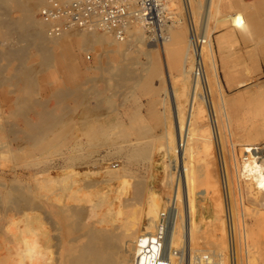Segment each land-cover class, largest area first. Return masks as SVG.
Returning a JSON list of instances; mask_svg holds the SVG:
<instances>
[{
	"label": "bare ground",
	"instance_id": "bare-ground-1",
	"mask_svg": "<svg viewBox=\"0 0 264 264\" xmlns=\"http://www.w3.org/2000/svg\"><path fill=\"white\" fill-rule=\"evenodd\" d=\"M71 1L73 0H67L65 3ZM33 2L34 3L30 0H0L1 43L3 41L13 43L12 46H8L9 49L5 54L6 59L8 58V61H6L8 63H6V65H9V59L17 60L19 58V60H21L20 56L27 55L30 48H35L37 53H44L45 60H48V57H51L48 56V54L50 50H52V47L59 44L65 45L70 53L76 52L74 49V45L76 44L79 46V51H88L93 49L96 45H104L107 46L108 49L105 51L106 53L109 52L117 57H125L130 51L137 49L138 52H142L147 58L144 65L155 74L160 73L157 59L151 54V51L139 50L146 38L138 31L132 33L130 39L127 41H125L127 37L123 40L118 39V41L114 38L112 33L103 32L104 34H99L96 30H81L79 32L66 31L59 36L50 35V32L46 30L48 26H46V20L44 22L33 19L34 9L41 2L44 3V0ZM184 3L185 5L188 3L190 10L196 14L204 8L203 12L205 11V14L203 17L202 38L205 39V41L200 39L201 43L196 49L194 43L195 36L192 37L191 42H186L185 36L182 34L179 35L177 41L175 39L176 42L174 43L170 42L172 38L168 35L167 29L169 25L166 30L162 32L163 40L160 44L163 46V61L161 63L163 64V68L165 66V73H162L161 70L159 77L163 82H167V88H165L164 96L159 100L164 116H166V127H164L162 136L165 141L161 143V147L165 151V156L173 157L169 160L171 164L174 163L171 170L175 169L178 175H176L178 178L177 182H175L173 195L167 198L166 201H164V197L162 196L165 192L162 195L157 194L153 189L145 190V192L143 184L136 185V182L131 183V179L133 178L130 175L131 171L128 165L122 164L120 161L117 162L116 160L125 159L127 163L130 164L134 161H138L139 158L146 156V147L142 141H140L141 139H130L131 137H129L126 131H122V142L118 143V133H114L115 130L113 132L111 131V126L104 121L106 118L94 117V119L92 118L91 120V116H88V113H86L87 109L90 108L86 101L88 96L87 88L85 89L84 87L81 88L78 86L77 89H66L64 85H60L54 92L55 97L62 106L66 105H64L66 99H71V97L77 93L79 95L77 101L80 99L79 101L83 110L82 117L79 120L80 126L77 125L78 123L76 124V127H80V132L76 135L77 137L79 135L77 139L70 138V136L73 135L72 130L76 128H67L64 130V119L61 115H59L61 117L55 115L52 110H44L42 113L37 114L35 118L24 115L26 112L21 113L23 110H28V107L33 104L26 100L27 98L25 99V91L22 92L23 89L20 92L23 93L24 96L19 92V94H16V97L10 98L7 95L3 96L7 103V107L11 111L8 113L10 114L9 116H6L7 114L4 116L2 113L0 114V148H9V146L12 145L13 141L9 140L11 139V135L14 136V139L11 140L16 141L15 136L17 137L18 134H22L23 137L19 140L21 142L17 140L14 146L15 148H9L10 152L21 151L22 154L26 152L30 156L34 155V157H36V154L40 155L45 152L46 154H50L47 156L48 158L44 164V168L34 174L36 186L33 190H29V192L32 191L31 197H29L26 192L14 190L15 188H12L13 190L11 189V192L8 191L9 193H5L6 206H9V204L18 205L20 204L19 202L29 198V202H26L28 199L25 202L29 204L27 205L30 208V217L32 218L33 225V239L31 243L33 245L31 248V258L33 260V262H31L33 264H49V262L44 260L50 261V257L47 258V256L54 248L57 250V255L52 254L54 257L56 256L55 259H52L55 260L54 262L57 264H228L227 260H229V264L250 263L249 259L253 257H250L253 253L249 255V248H252L250 239H252L255 230L245 221L244 213L243 224L239 222V224L236 225L234 220L236 218H233L234 215L232 213L233 204L230 193H227L229 195V206L226 203L225 212L227 217H230L229 219H231V222H229V220L225 223L226 221L224 222V220L220 219L222 232L220 237H215L216 240L220 238L224 244H226L225 240H228L227 245H229L228 248H230L228 259L223 256L224 254H220L218 256L219 261L215 262L211 260L212 258L210 259V257L197 254L193 260L185 262V254L188 250L189 252L200 251L199 247H202V239H206V237L203 236L201 239L200 236V230L205 221L203 212L207 210L206 212L212 213L213 219H215L218 212L222 211L223 200L221 199L222 196H224L219 194L222 193L220 190V182L216 180V178L214 179L211 174H208L207 157L209 152L213 154L214 144L212 143L213 139L211 141L212 137H210V133H212L210 132L212 131L210 129L211 126L205 128L204 119L213 121L214 115L212 117V112H208L205 105V107H200L198 105L200 100L203 102L201 99V92L202 83H204V81L211 87V92H215L219 97L218 101L216 100L218 103H216V105L214 103L212 104V110L214 114H219L222 119L221 121H223V126L225 124V129H223V131H228L230 134L233 131L230 124L232 120L231 114L227 111L226 102L228 101L222 94V86L219 79L215 51L210 37L209 24L212 19H218L221 15V17L223 16L220 18L221 21H226L227 23L229 21L234 26H243L244 34H251L257 38L264 39V8H254V5H244L240 0H204V3L202 0H184ZM223 9L233 11L224 16L222 14ZM14 12H18L20 16L17 15L15 17ZM173 22L175 21L173 20ZM133 26L136 29L142 28L140 23H132L127 34H129ZM197 39H199V37ZM121 41H124V44L121 43ZM65 42L68 43L66 44ZM15 43L20 45H15ZM176 43L177 45L174 47ZM185 44L187 45L185 46ZM1 46L4 45L2 44ZM4 48L5 51L6 47ZM175 50H177L176 52L178 54L184 51V53L180 54L183 55L184 58L181 67L182 80H180L181 78L177 80L181 82L179 87L175 86L174 83L177 81L170 75L167 58L168 55L175 52ZM42 57L43 56L40 55L39 58ZM113 57L115 58V56ZM42 60H44V58L41 59V61ZM23 62L25 61L23 60ZM45 62L46 61H44V63ZM48 62L50 63V61ZM179 62H181V60H179ZM20 63L21 62H19V64ZM199 63H201L203 74L197 76L196 69ZM12 64L11 67L15 65ZM107 64L108 62L105 63V65ZM124 65L125 64H123V66ZM3 66L1 67L3 68ZM22 66H24V63ZM1 67L0 75L4 74ZM23 68L26 71L27 69L30 70L29 68L31 67L27 66ZM109 68L105 69L108 70ZM117 68L120 67L118 66ZM18 69L19 65L18 68L16 67L13 69V71H17L16 73H18V75L14 72L12 75L16 74L15 77L20 76L25 81L31 80L30 77L32 75L30 76L27 71L24 72L22 68L20 70ZM35 72H37V74L39 73L38 71ZM110 72L118 77L120 75L126 79L128 77V79L130 78L137 82V85L140 83L141 78H138V81L137 77L133 74L135 72L128 73L129 71L123 69H110ZM32 73L34 74V72ZM34 78H36L35 75ZM88 79L87 77V82L84 81L88 83ZM32 80L34 85L36 80L33 78ZM68 80L71 82L72 79ZM111 80L113 81L112 78ZM8 81H10V79H8ZM30 82L32 81H29V83ZM188 82H190L191 89L188 87ZM86 83L82 82L85 86ZM26 84L27 82L25 85ZM30 85L32 87V84ZM137 85L135 83V86ZM51 86H53V84ZM142 86L143 85H141V88ZM25 89L26 91L28 90L27 88ZM28 93L30 92L28 91ZM76 96L72 98L76 99ZM94 96L95 95H93V97ZM107 99L109 98L107 97ZM59 103L57 104L59 105ZM150 105L148 106L149 109L151 107ZM68 108L71 109L70 107ZM149 109L148 111H150ZM89 111H91V109H89ZM16 114H22V122H13V117L16 116ZM202 131L207 132L208 136H203L201 133ZM142 132L143 131L140 130V134ZM36 147H38V150L35 149ZM160 150L159 147L158 151ZM200 162L205 163L206 170L201 169L204 166L201 168L197 166V163ZM243 165L242 175L247 178V189L250 195H252L256 201H259L261 207L264 208V149L258 148L255 144H250V146L244 150ZM165 166L168 173H166L167 177H164L165 180L162 182L164 185L163 187L169 186L171 189L173 178L170 175V164ZM167 171L165 170V172ZM224 179H228V172L224 175L223 180ZM14 181H12L13 185H15ZM140 183H143V181ZM133 184L136 186L133 187ZM4 186L5 185H3V188ZM1 195L3 196V194ZM209 195H211V199H209L211 201L208 200ZM213 196H218V199L215 200L212 198ZM1 203L2 202H0V204ZM164 205L166 208L162 211L161 209ZM2 206L0 208H2ZM168 206H171L169 209L172 218L169 220L167 227H163V225L165 226V222L163 221L162 215L163 212L167 210ZM12 209L13 208L10 210ZM222 212L224 213V211ZM261 215L264 216V213L262 212ZM211 227L209 226V229H211ZM217 235L218 234H216V236ZM208 240L207 242L210 241ZM213 241H215V239ZM163 243H165L164 246H166L165 251L163 250L164 248L162 249ZM241 243L247 249L245 251L246 255L243 256L238 251V247H240ZM253 255L255 256V254ZM252 261L253 259H251V263H253Z\"/></svg>",
	"mask_w": 264,
	"mask_h": 264
},
{
	"label": "rangeland",
	"instance_id": "rangeland-1",
	"mask_svg": "<svg viewBox=\"0 0 264 264\" xmlns=\"http://www.w3.org/2000/svg\"><path fill=\"white\" fill-rule=\"evenodd\" d=\"M30 1L34 3L33 1L36 2L37 0H30ZM60 1L66 2L67 0H60ZM202 1L204 3V0ZM240 1L244 5L245 4L250 6L254 5L253 6L254 8L256 7L264 8L263 0H240ZM49 2H50L49 0H44V3L41 2L39 5H37L33 13L34 20H40L45 22V20L41 18L40 12L45 6L49 4ZM165 2L167 9L170 13L169 15L170 19L172 21L169 24L170 29L169 28L167 29L168 35L171 36L172 38L170 42L175 43L179 35L182 34H184L186 42L187 41L191 42L193 36H195L196 38L199 37V39L202 40L203 20H204L203 17L205 14V11L203 12L204 8H202L201 11L196 14L190 10L188 3L187 5H185L184 0H171V1L165 0ZM232 11L233 10L223 9L222 14L225 16L226 14H230ZM17 15L20 16L18 12H14V16L16 17ZM222 17L220 15L218 19H214V20L212 19L210 21L209 32L215 51V59L217 63L220 83L222 86V94L225 97V99L228 101L226 102L227 111L229 112V114H231L232 120L230 124L233 130L232 133L230 134L228 131H223V129H225V124L223 126V121H221L222 119L220 118L219 114L218 115L214 114L212 110L213 108L212 104L214 103L216 105V103H218L217 101L219 97L215 92L213 91L211 92V87H209V84H206L205 81L204 83H202V92H201L202 95L201 99L203 100L204 104L200 100L198 102V105L200 107L205 105L208 112H212V117L214 115L212 119L213 121H210L209 119H204V127L207 128L211 126L210 129L212 131L210 132L212 133H210V137H212L211 141L213 139L212 143L214 144V145L212 144L213 154L209 152L207 157L208 174H211V176H213L214 179L216 178V180H218L221 184L220 190L222 191V193L219 194H221V196L224 195L222 196L221 199L223 200L222 211H224V213L222 211L218 212L216 217L217 219L216 218L213 219L212 213L206 212L207 210L203 212V217L205 218V221L202 224L201 227L202 231L200 230V236L201 239L203 237H206V239H202L203 243H201L202 247L201 246L199 247L200 251L189 252L188 250L186 252L185 262L187 261L189 262V260H193V258L197 254L203 255L205 257H210V259L212 258L211 260H214L215 262L219 261L218 256L220 254H224L223 256H225L228 259L229 250H230V248H228L229 245H227L228 240H225L226 244H224V242L220 240V238L216 240L215 237L217 238L220 237V234L222 232L220 227L221 220H224V222L226 221L225 223H227L229 220H230L229 222H231V219H229L230 217L228 218L225 212L226 203L227 205L229 203L228 202L229 195L227 193H230V197L232 198V204H233L232 205L233 208L232 213L234 215L233 218L237 219V220L234 219L236 225L239 224V222L243 224V213H244L245 221L249 224V226H251L252 229L255 230L252 239H250V244L253 249L251 247L249 248V255L250 253H253L255 254V256L253 254L250 255V257L253 256L252 258L249 259L250 263H251V259H253L252 261L253 263L251 264H264V216L261 215L262 212L264 213V208L261 207L259 201H256V199H254L252 195H250L247 189V178H245L242 175L243 166H244L243 165L244 150L247 147H249L250 144H255V146H257L258 148L264 149V39L257 38L251 34H244L243 26H234L229 21L228 23L226 21L223 22L220 19ZM173 20L175 22H173ZM46 26H47L46 30L49 32L51 24L46 21ZM79 31L80 30H75L71 32H79ZM136 31H138L146 38V40H144L145 41L144 44L142 43L139 50L151 51V54L154 55V57L157 59V64H159L158 66L159 72L161 73L162 70V73H165L164 71L165 66L163 68V64L161 63L163 61L162 60L163 46L160 43L153 42L143 26L142 28L139 29H136L133 26L129 34H127L128 36H126L127 39L125 38L126 39L125 41L129 40L132 33H135ZM96 32L99 34H104L101 31L99 32L96 31ZM203 40L205 41V39ZM1 41L2 39H0V52H1L0 67L4 65L3 68L1 67L3 69L4 74L0 75V77L4 75L6 78L4 76H3L4 79L3 77L0 78L1 81L0 82L1 83L0 114L2 113L3 116L7 114L6 116H9L10 114L8 113H10L9 111H11L7 107V103L4 100L3 96L7 95L10 98L16 97V94L18 92L23 95V93L20 92L23 89L22 92L25 91L24 92L25 99L27 98L26 100L32 102L33 104L30 107H28V110L26 111L23 110L21 113L26 112L24 115L31 118L32 117L35 118L37 114L42 113L44 110H52L55 115L58 116L61 115L62 118L64 119L63 121L65 123V126L63 128L64 130L67 128H73V129L76 128L72 130L73 135L70 136V138L77 139L79 135L78 137L76 135L79 134L80 127H76V126L77 125L80 126L79 120L82 117V110H83L79 101L80 99H78L77 101V97L79 98V95L76 92L77 96L75 94L72 96V97L76 96V99L75 98L73 99L72 97L71 99L70 98L66 99L67 101L66 100L64 101L66 102L64 103V105L65 104L66 105L62 106L59 103V100H57V98L55 97L54 92L60 85L61 86L64 85L66 89H72V88L77 89L78 86H80L81 88L84 87L85 89L87 88L88 96L86 101H87V105L89 104L90 107L89 109H91V111H89V109L85 111L86 113H88V116H91V120L92 118L94 119V117L106 118V120L104 121L106 122V124H109L111 126V131L113 132L115 130L114 133H118L117 134L118 143L122 142V138H121L122 131H126L129 137H131L130 139L133 140L141 139L140 141H142V143L146 147V156L139 158L138 161H134L133 163L130 164L127 163V160L125 159L116 160L117 162L120 161V163L128 165V168L131 171L130 175L133 178L131 179L132 180L131 183L136 182L135 183L136 185L143 184L144 191L145 190L147 191L148 189L150 190L153 189L157 194L160 195L164 194L165 192V194L162 195L164 197V201H166L167 198H170L173 195V189L176 184L175 182H177L178 175L176 174L175 169L171 170L172 169L171 167L174 165V163L171 164L169 160L170 158L173 157L165 156V151L161 147L162 145L161 143H164L165 141L164 137L162 136L164 132V127H166L165 126L166 116H164L161 102H159V100L165 94V88H167L166 85L167 82L165 81L163 82L161 80V78L159 77L160 73L155 74L152 70H150L147 66L144 65L146 63L145 61H147V58L142 52L140 51L138 52L137 49H133V51H130L125 57H119V56L117 57L116 55H112L109 52L106 53L105 51H107L108 49L107 46L104 45H96L93 47V49L88 51H79V46L76 44L74 45V49L76 52L70 53L65 45L63 46V44L61 45L59 44L57 46L52 47L53 51L50 50V53L48 54V56H51L52 58L48 57L49 58L48 60H45L44 53L39 52L40 55L43 56L42 58H39L40 55L39 53H37V51H35V48H30L27 55L20 56L21 60H19V58L17 57L18 58L17 60L21 62L20 64L16 59L13 60L9 59L10 63L9 65L7 64L9 66L8 67L6 65V63H8L6 62L8 61V58L6 59L5 54L9 49L10 45L12 46L13 43L8 41H3L4 43L3 42L1 43ZM65 43L67 44L68 42ZM121 43L124 44V41H121ZM2 44L4 46H1ZM16 44L18 46L20 45L18 43H15V45ZM176 45L177 43L175 44L174 47H176ZM186 45L187 44H185V46ZM4 47H6L5 51H4L5 49ZM176 51L177 50H175V52L173 53H170L167 57L170 75L175 79V81L179 80V78H181L180 80H182L181 67L183 62L182 60L184 58L183 55H180L181 53H184V51H182L179 54ZM113 56H115V58L117 57L116 60ZM43 58L44 60L41 61V59ZM109 59H111L112 61ZM23 60L25 62H23ZM179 60H181V62H179ZM44 61H46L45 63L47 64H45ZM48 61H50V63ZM106 62H108L107 64L108 66L105 65ZM23 63L24 66H22ZM11 64L12 65L15 64L14 65L15 67L12 66L13 67L12 68ZM123 64H125L124 66L126 69L124 68ZM18 65H19L18 70H20L21 68L24 70L23 67H27V66L31 67L29 68L30 70L26 68L27 73L30 76L31 75L33 76L30 77L31 80L25 81L20 76L15 77L16 74L18 75V73H16L17 72L16 70L13 71V69L16 67L18 68ZM116 66L117 67L119 66L120 68H117ZM75 68L77 69V71ZM105 68H109V69L107 70ZM110 69L112 70L123 69L129 71L128 73L135 72L133 74L137 77V79L141 78L139 85H137V82L133 81L132 79L130 78L128 79V77L127 80L126 78L122 77V75H120L119 77L116 76L115 74L110 72ZM34 70L38 71L39 75ZM26 71L24 70V72ZM31 71L34 72V74ZM13 72L16 74L12 75ZM34 75L36 78H34ZM66 75L68 78L66 77ZM86 76L89 78L88 83H86L87 82ZM32 78L36 80V81L34 80L36 82L34 83L36 87L33 85ZM111 78L113 79V81L111 80ZM8 79H10V81H8ZM68 79L70 80L72 79L71 82ZM29 81L32 82L29 83ZM24 82L25 83L27 82L28 85L26 84L27 85L26 86ZM82 82L86 83V86L85 84H82ZM134 82L136 83L137 86H135ZM179 82L178 81L175 82L174 83L175 86L179 87L181 84V82L180 83ZM188 83H189L188 87L189 89H191L190 82ZM30 84H32V87ZM52 84L53 86H51ZM141 85H143L142 88ZM25 88H27L28 90L26 91ZM28 91L31 94L28 93ZM93 95L95 96L93 97ZM107 97L109 99H107ZM57 103H59V105ZM149 105L151 106L150 109L148 107ZM68 107H70L71 109H69ZM148 109L150 111H148ZM102 115L105 116L103 117ZM22 120H23L22 114L21 115L16 114V116L13 117V122L20 123L22 122ZM140 130L143 131L141 134H140ZM201 133L203 134V136H208L207 132L202 131ZM22 137H23L22 134H18L17 137L15 136L16 141H14L11 140L14 139V136L11 135L10 136L11 139L9 140L13 142L12 145L9 146V148L14 149L17 140L18 141L21 140ZM221 146H222V150H221ZM159 147L161 149L160 151H158ZM9 148H3V149L0 148V187H1L0 202H2L1 204L3 205L2 206L0 204V207L2 206V208H0V264H33L32 263L33 260L31 258L32 257L31 248L33 247V245L31 244L33 239V233H32L33 225H32V218L30 217L31 212L28 206L29 204L26 203L29 202V198L25 199V201L28 199L26 202L23 200L19 202L20 204L16 203L18 205L9 204L10 206L9 207L8 205L6 206L5 197L6 194L11 192L14 188H15L14 190L17 191L26 192L28 196L31 197L32 191L29 192V190H33L34 187L36 186L35 184L36 181L34 180V174L41 171L44 168V164L48 158L47 156L50 154L49 153L46 154L45 152L40 155L36 154L35 155L36 157H34V155L30 156L24 151H22L24 152L23 153L24 155L21 153V151L10 152ZM35 149L38 150V147H36ZM200 163H197V166H199L200 168L204 166L201 169L206 170L205 163L204 162H200ZM168 164H170L169 166V170L171 173L170 175L173 178L171 189L169 188V186L163 187L164 185L162 183L165 180L164 177H167L166 173H168V171L167 169H165L166 167L165 165ZM165 170L167 172H165ZM226 172H228V179L223 180ZM15 176L18 178H16ZM12 181H14L15 185H13ZM18 181H19V185H18ZM142 181L143 183H140ZM3 185H5L4 188ZM132 186L135 187L134 184ZM20 187H22L23 189ZM1 194H3V196ZM211 195L208 196L209 197L208 200L211 199L210 198ZM212 198L216 200L218 199V196L215 197L213 196ZM224 199L226 200V202ZM168 207L170 208L171 206ZM11 208H13L14 210L13 209L10 210ZM165 208L166 207L164 205V207L161 210L163 211ZM209 226L210 227L212 226L211 227L212 231L211 229H209ZM216 234L218 235L216 236ZM208 238L213 243H211L208 240ZM211 239L213 240L215 239V241ZM207 240L209 242H207ZM238 249H239L238 251L242 254V256L246 255L245 251L247 249L242 243L240 247H238ZM52 250L53 251L50 252L51 254L48 253L47 256V258L50 257V261L49 260H44V261L49 262V264H57L54 262L55 260H53L56 258V256L54 257L53 255H57L56 254L57 250L55 248ZM227 261L229 264V260Z\"/></svg>",
	"mask_w": 264,
	"mask_h": 264
},
{
	"label": "built area",
	"instance_id": "built-area-1",
	"mask_svg": "<svg viewBox=\"0 0 264 264\" xmlns=\"http://www.w3.org/2000/svg\"><path fill=\"white\" fill-rule=\"evenodd\" d=\"M169 15L165 0H73L69 3L50 0L40 12L41 18L51 24L50 35L96 30L110 32L123 40L130 25L140 23L155 43L162 42V32L172 22ZM194 43L197 49L200 39L194 37ZM196 74H203L201 63L197 65ZM162 217L163 227H167L172 218L169 207ZM164 244L162 249L165 251Z\"/></svg>",
	"mask_w": 264,
	"mask_h": 264
}]
</instances>
